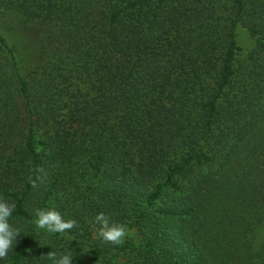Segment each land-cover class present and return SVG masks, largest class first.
I'll list each match as a JSON object with an SVG mask.
<instances>
[{"label": "trees", "instance_id": "obj_1", "mask_svg": "<svg viewBox=\"0 0 264 264\" xmlns=\"http://www.w3.org/2000/svg\"><path fill=\"white\" fill-rule=\"evenodd\" d=\"M10 19L38 52L25 75L0 32V198L20 229L0 264H264V0H0ZM36 208L78 226L49 233ZM101 212L119 245L94 235Z\"/></svg>", "mask_w": 264, "mask_h": 264}, {"label": "clouds", "instance_id": "obj_2", "mask_svg": "<svg viewBox=\"0 0 264 264\" xmlns=\"http://www.w3.org/2000/svg\"><path fill=\"white\" fill-rule=\"evenodd\" d=\"M38 171L44 172L42 168ZM45 177L46 173L44 176H37L35 179L30 177L29 179L35 188L38 186L37 181L42 182ZM14 210V203L0 198V259L7 257L20 236V229L10 223ZM34 216L36 226L40 229H45L49 233H63L78 226L76 220H65L55 208H36L34 209ZM93 224L95 226L94 235L112 245H119L127 235L126 225L113 222L103 212L98 213L94 217ZM73 257L70 251L57 253L51 250L47 253V258L52 264H73Z\"/></svg>", "mask_w": 264, "mask_h": 264}, {"label": "rangeland", "instance_id": "obj_3", "mask_svg": "<svg viewBox=\"0 0 264 264\" xmlns=\"http://www.w3.org/2000/svg\"><path fill=\"white\" fill-rule=\"evenodd\" d=\"M0 32L4 34L9 44L16 49L20 67L26 75L32 69L38 52V38L20 29L10 19L9 23L0 24ZM238 43L245 51H251L255 46V40L242 26L238 27Z\"/></svg>", "mask_w": 264, "mask_h": 264}]
</instances>
